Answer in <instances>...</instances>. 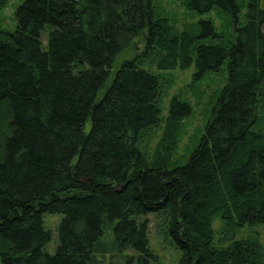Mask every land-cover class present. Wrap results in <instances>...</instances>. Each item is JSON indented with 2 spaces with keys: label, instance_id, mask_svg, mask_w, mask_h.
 Masks as SVG:
<instances>
[{
  "label": "trees",
  "instance_id": "obj_1",
  "mask_svg": "<svg viewBox=\"0 0 264 264\" xmlns=\"http://www.w3.org/2000/svg\"><path fill=\"white\" fill-rule=\"evenodd\" d=\"M181 1L195 15L228 17L234 40L211 20L176 33L154 0H24L15 32L0 31V264H151L150 214L166 221L179 264H264L258 242L237 239L264 225L263 0H249L244 26L241 0ZM139 38L142 55L115 68ZM156 58L162 70L195 66V82L227 65L182 165L172 154L192 109L179 99L163 156L149 164L142 154L162 119L164 82L142 67ZM45 214L63 216L53 255Z\"/></svg>",
  "mask_w": 264,
  "mask_h": 264
},
{
  "label": "rangeland",
  "instance_id": "obj_2",
  "mask_svg": "<svg viewBox=\"0 0 264 264\" xmlns=\"http://www.w3.org/2000/svg\"><path fill=\"white\" fill-rule=\"evenodd\" d=\"M24 0H8L6 6L0 12V31L13 33L17 27L16 11ZM249 0H241L240 26L247 22ZM156 15L168 19L176 33L184 31L195 33L199 21L211 20L223 37V41L230 42L235 37V25L225 15L213 11L203 16L190 13L181 0H154ZM264 8V0L261 4ZM44 45L47 44V35H43ZM143 39H137L132 47L125 51L116 63V67L126 59L143 53ZM159 62L156 59H147L142 62V67L159 76L164 82V92L162 97V119L158 128L152 134L144 138L142 144V154L147 163H153L165 153L164 139L169 117L170 105L174 99H179L191 106L192 114L181 123L180 135L176 148L172 154L171 164L173 166L185 164L191 153L199 145L208 124L213 109L217 103L218 97L228 82L227 65H224L218 73L208 74L200 82L193 80L196 72L195 66L188 69L176 68L174 70H162L159 68ZM91 124L88 123L87 131ZM256 130L264 133V100L260 106V118ZM62 215L45 214L43 216L46 228L51 232L52 239L46 246L45 251L48 254H55L59 245L58 227L62 220ZM149 221L148 239L150 250L156 257L151 264H179L181 251L176 246L173 238L168 235L167 224L164 218L155 214L145 217ZM221 218L213 222V228L216 232V242L219 248L227 247L228 243L218 242L222 231ZM238 240L256 241L262 247L264 255V225L254 227L245 226L237 234Z\"/></svg>",
  "mask_w": 264,
  "mask_h": 264
}]
</instances>
